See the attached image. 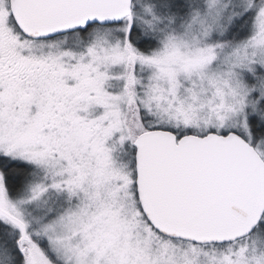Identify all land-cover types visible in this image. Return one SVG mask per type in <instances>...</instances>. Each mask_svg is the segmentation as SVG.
<instances>
[{
	"label": "snow or ice",
	"instance_id": "snow-or-ice-1",
	"mask_svg": "<svg viewBox=\"0 0 264 264\" xmlns=\"http://www.w3.org/2000/svg\"><path fill=\"white\" fill-rule=\"evenodd\" d=\"M0 264H264V0H0Z\"/></svg>",
	"mask_w": 264,
	"mask_h": 264
}]
</instances>
